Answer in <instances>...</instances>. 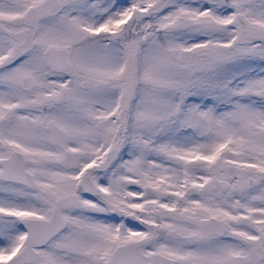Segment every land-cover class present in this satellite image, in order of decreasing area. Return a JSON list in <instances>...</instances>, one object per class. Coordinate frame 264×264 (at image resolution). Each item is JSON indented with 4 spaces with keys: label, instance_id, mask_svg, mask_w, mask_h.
Wrapping results in <instances>:
<instances>
[{
    "label": "snow or ice",
    "instance_id": "1",
    "mask_svg": "<svg viewBox=\"0 0 264 264\" xmlns=\"http://www.w3.org/2000/svg\"><path fill=\"white\" fill-rule=\"evenodd\" d=\"M0 264H264V0H0Z\"/></svg>",
    "mask_w": 264,
    "mask_h": 264
}]
</instances>
